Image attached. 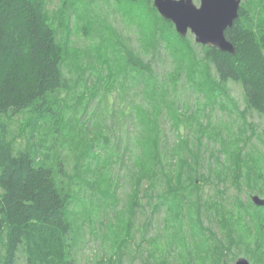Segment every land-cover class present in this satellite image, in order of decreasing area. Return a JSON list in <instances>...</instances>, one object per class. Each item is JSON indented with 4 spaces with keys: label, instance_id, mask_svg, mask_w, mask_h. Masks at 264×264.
<instances>
[{
    "label": "rangeland",
    "instance_id": "rangeland-1",
    "mask_svg": "<svg viewBox=\"0 0 264 264\" xmlns=\"http://www.w3.org/2000/svg\"><path fill=\"white\" fill-rule=\"evenodd\" d=\"M241 7L264 33V0H241ZM46 9L67 53V83L58 93L55 119L38 121L27 110L4 120L15 152L29 151L37 163L51 166L58 187L69 195L77 263L186 264V255L200 262L192 237L201 231H190L188 223L196 212L186 208L174 218L173 209L171 226L167 211L155 214L152 203L130 209L135 174L126 153L133 157L138 140L147 136L150 142L179 140L186 144L184 155L192 150V156L208 158L200 164L213 175H205L210 180H202V189L209 198L222 196L217 188L230 196L223 203L225 217L244 238L238 249H225L232 253L227 263L246 258L262 264L264 208L249 201L255 194L264 198V115L247 107L240 84L220 82L194 34L188 31L181 40L153 0H47ZM128 54L149 70L139 75L128 65ZM241 150L246 158L237 167L233 156ZM204 222L227 243L213 220ZM175 226L182 227L179 236ZM13 264L27 263L19 254Z\"/></svg>",
    "mask_w": 264,
    "mask_h": 264
},
{
    "label": "trees",
    "instance_id": "trees-1",
    "mask_svg": "<svg viewBox=\"0 0 264 264\" xmlns=\"http://www.w3.org/2000/svg\"><path fill=\"white\" fill-rule=\"evenodd\" d=\"M46 4L47 0H0V264L15 263L19 254L27 264H78L73 251L69 195L58 187L51 166L37 163L29 151L15 152L13 142L8 138V123L4 120V117L27 110L38 121L47 116L55 119V109L61 103L58 93L67 83L62 70L66 44L60 45L57 41ZM154 10L158 13L155 7ZM160 17L181 40H186L177 33L170 20ZM225 37L232 43L233 52L200 44L205 48V59L220 82L239 83L247 107L264 115V33L254 28L252 19L247 18L240 7L238 17L225 31ZM127 63L139 75L150 68L132 54L127 55ZM138 141L137 153L133 157L128 155L131 151L126 153L128 164L134 163L132 171L135 174L130 209L134 211L145 208L146 202L152 203L155 214L163 209L167 211L171 226L173 209L174 218L184 215L186 208L192 209L193 214L196 212L195 218L190 215L188 223L190 231L191 228L193 232L201 231L192 238L196 239L198 247L195 248L202 254L198 257L200 262L197 257L194 260L186 255L185 263L228 264L227 259L232 253H226L225 249L233 246L238 249L244 238L239 230L234 228V232L230 220L225 217L228 210L223 203L230 196L217 188V193L222 196L209 198L207 189H202V180H210L205 175H213L210 166L200 164L206 157L192 156V150L184 155L186 144L179 140L167 144L154 137L150 142L146 136ZM243 152L237 151L233 156L232 162L237 161V167L246 158ZM204 162H208V158ZM238 170L235 168L234 172ZM236 176L234 186L238 187L240 180ZM219 209L223 218H219ZM211 210L215 212L213 216ZM204 220H213L222 229L227 243ZM181 228L174 227L177 236L181 234ZM199 237L206 240L205 246ZM184 239L186 241L183 235L181 243ZM108 264L115 262L109 260Z\"/></svg>",
    "mask_w": 264,
    "mask_h": 264
},
{
    "label": "water",
    "instance_id": "water-1",
    "mask_svg": "<svg viewBox=\"0 0 264 264\" xmlns=\"http://www.w3.org/2000/svg\"><path fill=\"white\" fill-rule=\"evenodd\" d=\"M241 0H200L197 6L193 0H153L158 13L170 20L177 33L186 36L190 31L195 41L202 45L217 47L233 52L234 47L225 37L239 15ZM256 206H264V198L252 195ZM234 264H251L246 258H238Z\"/></svg>",
    "mask_w": 264,
    "mask_h": 264
},
{
    "label": "flooded vegetation",
    "instance_id": "flooded-vegetation-1",
    "mask_svg": "<svg viewBox=\"0 0 264 264\" xmlns=\"http://www.w3.org/2000/svg\"><path fill=\"white\" fill-rule=\"evenodd\" d=\"M240 7H241V3H240ZM239 10H240V8H239Z\"/></svg>",
    "mask_w": 264,
    "mask_h": 264
}]
</instances>
